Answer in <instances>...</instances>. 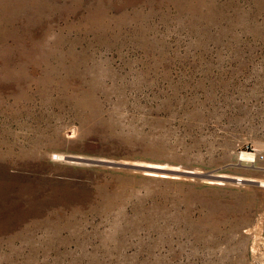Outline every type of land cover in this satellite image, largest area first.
I'll return each instance as SVG.
<instances>
[{"label":"rangeland","instance_id":"rangeland-1","mask_svg":"<svg viewBox=\"0 0 264 264\" xmlns=\"http://www.w3.org/2000/svg\"><path fill=\"white\" fill-rule=\"evenodd\" d=\"M0 264H264V0H0Z\"/></svg>","mask_w":264,"mask_h":264},{"label":"water","instance_id":"water-1","mask_svg":"<svg viewBox=\"0 0 264 264\" xmlns=\"http://www.w3.org/2000/svg\"><path fill=\"white\" fill-rule=\"evenodd\" d=\"M79 163H82V164H96L95 161H91V160H85V159H77ZM103 164H105V162H102ZM122 168H125V169H130V170H138V171H145V169L143 167H140V166H130V165H127V164H124V165H118ZM160 175H174V173H176L177 175H180V176H188V175H195L194 173H188V172H177V171H164L162 169H158ZM197 176L198 179L200 180H209V181H213V182H216V183H221V182H230L231 180L233 179H229V178H226V177H222V176H214V175H195ZM238 182H242L241 180H237Z\"/></svg>","mask_w":264,"mask_h":264},{"label":"bare ground","instance_id":"bare-ground-1","mask_svg":"<svg viewBox=\"0 0 264 264\" xmlns=\"http://www.w3.org/2000/svg\"><path fill=\"white\" fill-rule=\"evenodd\" d=\"M256 154H248V153H242L240 155V161H248V162H254L255 161V156ZM63 158V157H60V159ZM65 159V158H64ZM63 160V159H61ZM151 173V172H150ZM155 173V172H154ZM153 173V174H154ZM168 176V175H166Z\"/></svg>","mask_w":264,"mask_h":264}]
</instances>
